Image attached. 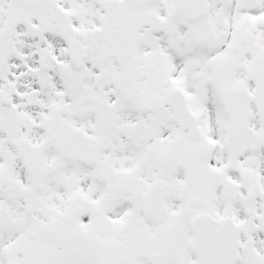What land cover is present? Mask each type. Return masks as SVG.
I'll return each instance as SVG.
<instances>
[{
	"label": "snow or ice",
	"instance_id": "1",
	"mask_svg": "<svg viewBox=\"0 0 264 264\" xmlns=\"http://www.w3.org/2000/svg\"><path fill=\"white\" fill-rule=\"evenodd\" d=\"M0 264H264V0H0Z\"/></svg>",
	"mask_w": 264,
	"mask_h": 264
}]
</instances>
